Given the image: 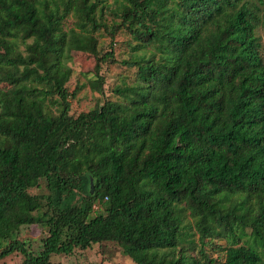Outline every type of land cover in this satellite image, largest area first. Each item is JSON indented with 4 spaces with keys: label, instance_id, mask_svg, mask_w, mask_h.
Listing matches in <instances>:
<instances>
[{
    "label": "trees",
    "instance_id": "16d2710c",
    "mask_svg": "<svg viewBox=\"0 0 264 264\" xmlns=\"http://www.w3.org/2000/svg\"><path fill=\"white\" fill-rule=\"evenodd\" d=\"M261 29L264 0H0V260L113 242L132 264H264ZM73 51L99 94L76 116ZM105 62L134 69L115 99Z\"/></svg>",
    "mask_w": 264,
    "mask_h": 264
},
{
    "label": "rangeland",
    "instance_id": "374dc122",
    "mask_svg": "<svg viewBox=\"0 0 264 264\" xmlns=\"http://www.w3.org/2000/svg\"><path fill=\"white\" fill-rule=\"evenodd\" d=\"M261 41L263 44L264 53V29L259 31ZM128 36L124 33L117 35L114 47L116 50V57L119 60L129 57L126 40ZM111 37L109 34L101 35V46L104 51L110 49ZM73 68L74 72L72 78L68 82V87L71 92L76 91V97L72 99L73 115H78L83 111H88L96 104L99 94L93 92L88 84V80L95 76L96 59L93 55L87 52L73 51L70 58L66 61ZM102 73L106 78L104 85L106 96L115 99L116 95L113 89L118 86L124 77L132 78L134 69L128 68L119 62H105L103 64ZM4 86V85H0ZM93 187V182L91 180ZM33 194H47L49 191L46 187V181L41 180V185L38 188H31ZM92 192V189H91ZM85 194V197L88 198ZM80 198V196H78ZM97 204L93 209H98ZM94 214V213H93ZM47 228L38 224L23 225L19 232V237L22 240L28 241L34 252H39L42 249V240L47 235ZM214 256L221 255V253H213ZM52 261L60 264H132V259L125 255L122 249L113 242H106L93 245L87 249H77L71 255L60 254L53 255ZM24 255L22 253H13L0 260V264H22Z\"/></svg>",
    "mask_w": 264,
    "mask_h": 264
},
{
    "label": "water",
    "instance_id": "95a60500",
    "mask_svg": "<svg viewBox=\"0 0 264 264\" xmlns=\"http://www.w3.org/2000/svg\"><path fill=\"white\" fill-rule=\"evenodd\" d=\"M94 191V188L92 187V192Z\"/></svg>",
    "mask_w": 264,
    "mask_h": 264
}]
</instances>
